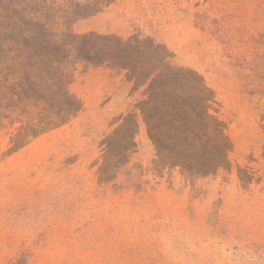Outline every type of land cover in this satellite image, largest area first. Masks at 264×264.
Instances as JSON below:
<instances>
[{"label": "rangeland", "instance_id": "1", "mask_svg": "<svg viewBox=\"0 0 264 264\" xmlns=\"http://www.w3.org/2000/svg\"><path fill=\"white\" fill-rule=\"evenodd\" d=\"M48 2L52 89L0 119V264H264V0ZM185 85L208 173L148 121Z\"/></svg>", "mask_w": 264, "mask_h": 264}, {"label": "trees", "instance_id": "2", "mask_svg": "<svg viewBox=\"0 0 264 264\" xmlns=\"http://www.w3.org/2000/svg\"><path fill=\"white\" fill-rule=\"evenodd\" d=\"M53 9L48 0H0V119L12 104H34L52 89L46 71L57 61V34L48 33L56 16ZM201 92L189 85L181 94L170 89L148 121L156 126L155 142L172 166L182 163L208 173L216 165L208 157L218 148L208 130L210 106Z\"/></svg>", "mask_w": 264, "mask_h": 264}]
</instances>
